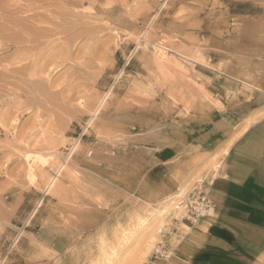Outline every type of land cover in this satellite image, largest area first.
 Returning a JSON list of instances; mask_svg holds the SVG:
<instances>
[{
	"label": "rangeland",
	"instance_id": "1",
	"mask_svg": "<svg viewBox=\"0 0 264 264\" xmlns=\"http://www.w3.org/2000/svg\"><path fill=\"white\" fill-rule=\"evenodd\" d=\"M0 6V264H180L223 156L264 117L247 118L264 105V0ZM248 232L243 264H264V227Z\"/></svg>",
	"mask_w": 264,
	"mask_h": 264
},
{
	"label": "crops",
	"instance_id": "2",
	"mask_svg": "<svg viewBox=\"0 0 264 264\" xmlns=\"http://www.w3.org/2000/svg\"><path fill=\"white\" fill-rule=\"evenodd\" d=\"M263 110L264 105L248 112L247 118ZM202 146L205 143L199 150ZM222 159L208 190L214 217L200 221L206 232L190 234L173 252L180 264H243L254 253L248 229L264 227V117L253 119L237 134Z\"/></svg>",
	"mask_w": 264,
	"mask_h": 264
},
{
	"label": "bare ground",
	"instance_id": "3",
	"mask_svg": "<svg viewBox=\"0 0 264 264\" xmlns=\"http://www.w3.org/2000/svg\"><path fill=\"white\" fill-rule=\"evenodd\" d=\"M31 1H32V0H31ZM36 1H37V0H36ZM42 1H44V0H42ZM47 1H48V0H47ZM16 2H17V1H16ZM18 2H19V1H18ZM27 2H28V1H27ZM67 2H68V1H67ZM12 3H14V2H12ZM21 3H22V2H21ZM32 3H33V2H32ZM35 3H37V2H35ZM69 3H70V2H69ZM17 4H18V3H17ZM12 5H14V4H12ZM15 5H16V4H15ZM22 5H23V4H22ZM30 5H31V4H30ZM7 6H8V5H7ZM16 6H19V5H16ZM23 6H24V5H23ZM26 6H27V5H26ZM32 6H34V5H32ZM39 6H40V3H39ZM71 6H72V5H71ZM0 7H2V6H0ZM8 7H9V6H8ZM8 7H7V8H8ZM11 7L13 8V6H11ZM27 7H28V6H27ZM36 7H37V6H36ZM17 8H18V7H17ZM22 8L25 9V7H22ZM37 8H38V7H37ZM67 8H68V7H67ZM69 8L71 9V7H69ZM2 9H3V8H2ZM10 9H11V8H10ZM10 9H9V10H10ZM13 9H15V7H14ZM19 9H21V5H20V8H19ZM31 9H32V7H29V10H31ZM38 9H39V8H38ZM0 10H1V9H0ZM11 10H12V9H11ZM26 10H27V8H26ZM26 10H25V11H26ZM34 10L36 11L35 8H34ZM27 11H28V10H27ZM69 11H70V10H69ZM13 12H14V10H13ZM13 12H12V13H13ZM19 12H21V10H19ZM19 12H18V14H19ZM4 13H5V12H4ZM21 13H22V12H21ZM23 13H24V16H25V15H26L25 12H23ZM23 13H22V14H23ZM30 13H32V10L29 11V15H32V14H33V13L30 14ZM0 14H1V13H0ZM2 14H3V13H2ZM18 14H17V15H18ZM22 14H21V16H22ZM27 14H28V13H27ZM36 14H37V12H36ZM36 14H33V15H36ZM38 14H39V13H38ZM69 14H70V13H69ZM69 14H68V15H69ZM4 15H5V14H4ZM6 15H7V14H6ZM14 15H15V14H14ZM72 15H73V14H72ZM24 16H23V17H24ZM36 16H37V18H38V17L40 16V14H39V15H36ZM6 17H7V16H6ZM15 17H16V16H15ZM26 17H28V16H26ZM65 17H66V14H65ZM19 18H20V17H19ZM30 18H31V17H30ZM30 18H27V19H30ZM33 18H34V17L32 16V20H33V24H34L35 28H36L37 25L40 26L41 23L44 24V22L37 21V20H39V19H37L36 17H35V18H36L37 20H35V18H34V19H33ZM40 18H43V17L40 16ZM20 19H21V18H20ZM66 19L68 20V19H70V18L67 17ZM21 20H22V19H21ZM24 20H25V19H24ZM32 20L29 21L28 23H31ZM41 20L43 21V19H41ZM44 20H45V19H44ZM26 21H27V20H26ZM70 21H71V20H70ZM64 22H67V21L65 20ZM45 23H47V22L45 21ZM68 23H69V22H68ZM31 24H32V23H31ZM33 24H32V25H33ZM69 24H70V23H69ZM15 25H16V24H15ZM25 25H26V23H25ZM56 25H57V24H56ZM56 25L53 24V27H54V28H52V27H51V28H48V27H46V26L43 28V25H42L41 27H39V28H40V29L43 28L44 32H47V33H50V34H51V33H54V34H52V35H53L52 37H54L55 34H56V35H59V34H57V33L63 31V30L60 31L61 28H60V29L57 28V26L61 27L60 25H57V26H56ZM18 26H19V25H18ZM18 26H17V27H18ZM38 26H37V27H38ZM15 27H16V26H15ZM27 27H28V26H27ZM68 27H69V26H68ZM4 28H5V27H4ZM20 28H23V27L20 26ZM35 28H34V31L36 30ZM39 28H37V29H39ZM56 28H57V33H55V32H56V31H55ZM63 28L67 29V27H65V24H64V27H63ZM63 28H62V29H63ZM17 29H18V28H17ZM58 29H59V30H58ZM4 30H6V28H5ZM18 30H19V29H18ZM24 30H26V29H24ZM27 30H28V28H27ZM6 31H7V30H6ZM22 31H23V30H22ZM30 31H31V30H30ZM38 31H39V30H38ZM64 31H65V30H64ZM66 31H68V29H67ZM39 32H41V31H39ZM3 33H4V31H3ZM22 33H23V32H22ZM26 33H27V32H26ZM31 33H32V31H31ZM31 33H30V34H31ZM36 33H38V32H36ZM36 33L33 34V35L31 34L33 38H28L26 41H28V43L30 42V43H34V44H35V40H36L37 38L35 39L34 36H36ZM64 33H65V32H64ZM67 33H68V32H67ZM5 34H6V33H5ZM23 34H25V33H23ZM27 34H28V33H27ZM39 34H41V33H39ZM61 34H62V32H61ZM65 34H66V33H65ZM9 35H10V34L8 33V37H12V36H9ZM37 35H38V34H37ZM41 35L43 36V34H41ZM45 35H46V34H45ZM48 35H49V34H48ZM2 36H4V35H2ZM5 36H6V35H5ZM27 36H28V35H27ZM65 36H66V35H65ZM21 37L24 38V36H21ZM36 37H38V36H36ZM48 37H49V36H48ZM50 38H51V35H50ZM4 39H6L5 41L7 42V38L4 37ZM9 39H10V38H9ZM40 39H41V38H40ZM1 40H2V39H1ZM1 40H0V42H1ZM37 40H38V39H37ZM68 40H69V39H68ZM5 41L3 40V42H1V43H4ZM10 41H11V40H10ZM26 41H25V42H26ZM6 42H5L4 44H6ZM8 43H10V42H8ZM15 43H16V42H15ZM15 43H14V44H15ZM20 44H22V43H20ZM11 45H13V43H12ZM30 45H31V44H30ZM0 46H2V45H0ZM5 47H6V45H5ZM13 47H14V46H13ZM1 48H2V47H1ZM3 49H4V48H3ZM9 49H10V48H9ZM4 51H5V49H4ZM4 51H3V52H4ZM0 52H2V51H0ZM18 64H19V63H18ZM16 65H17V64H16ZM19 65H20V64H19ZM19 65H18V66H19ZM22 66H23V65H22ZM24 66H26V65H24ZM24 66H23V67H24ZM28 66H29V65H28ZM28 66H27V68H28ZM23 67H22V68H23ZM18 68H19V67H18ZM20 68H21V67H20ZM14 70H16V69H14ZM18 70L21 71L20 69H18ZM22 70H24V69H22ZM16 72L18 73L17 70H16ZM17 73H16V74H17ZM14 74H15V73H14ZM19 74H21V73H19ZM23 80H24V79H23ZM23 80H21V81H23ZM28 80H29V79H28ZM26 81H27V80H26ZM18 82H19V81H17V83H18ZM23 82H24V81H23ZM27 82H28V81H27ZM20 83H21V82H20ZM24 83H26V82H24ZM28 83H29V82H28ZM32 83H33V82H32ZM14 86H15V85H14ZM14 88H16V87H14ZM19 88H20V87H19ZM3 92H4V91H3ZM21 94H23V93H21ZM27 94H28V93H27ZM25 95H26V94H25ZM23 96H24V95H23ZM31 96H32V95H31ZM34 96H35V95H34ZM35 97H36V96H35ZM35 97H34V98H35ZM30 98H31V97H30ZM32 98H33V97H32ZM39 98H40V97H39ZM35 99H36V98H35ZM35 99H34V100H35ZM32 100H33V99H32ZM98 104H99V103H98ZM91 105H92V103H91ZM91 105H90V106H91ZM92 106H93V105H92ZM89 108H90V107H89ZM99 109H100V108H99ZM97 112H98V110H97ZM95 113H96V112H95ZM4 128H5V127H4ZM5 129H7V128H5ZM25 158H26V157H25ZM33 163H34V162H33ZM27 170H28V169H27ZM28 171H29V170H28ZM33 175H34V174H33ZM29 176H32L31 171H30V173H29ZM32 177H33V176H32ZM30 179H31V178H30ZM31 180H32V179H31ZM55 181H56V179H55V178H52L51 181H50V183H49V185L51 186V184L54 183ZM51 187H52V186H51ZM51 187H50V188H51Z\"/></svg>",
	"mask_w": 264,
	"mask_h": 264
},
{
	"label": "built area",
	"instance_id": "4",
	"mask_svg": "<svg viewBox=\"0 0 264 264\" xmlns=\"http://www.w3.org/2000/svg\"><path fill=\"white\" fill-rule=\"evenodd\" d=\"M191 207H196L194 208V210L197 216L202 215V213H204L208 207L207 200L205 199L204 196L198 197L197 199L194 200Z\"/></svg>",
	"mask_w": 264,
	"mask_h": 264
}]
</instances>
